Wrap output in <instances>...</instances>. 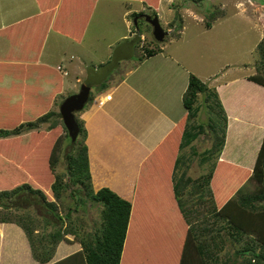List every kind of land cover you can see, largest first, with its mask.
Returning <instances> with one entry per match:
<instances>
[{
    "label": "trees",
    "instance_id": "obj_1",
    "mask_svg": "<svg viewBox=\"0 0 264 264\" xmlns=\"http://www.w3.org/2000/svg\"><path fill=\"white\" fill-rule=\"evenodd\" d=\"M34 1L37 15L0 28V37L10 45L4 60H0V83L4 76L12 78L8 87H0V223L20 226L32 257L41 264H121L128 244L132 203L108 187L93 189L82 122L75 115L78 136L72 144L59 112L50 106V100L62 90V78L53 69L36 63L48 29L76 43L81 41L95 0ZM135 1L157 16L159 0ZM216 15L209 14L207 27ZM177 27L174 30L179 33L182 26ZM255 49L259 59L254 63L255 73L247 79L264 87V35ZM158 51L160 46L144 47L137 62ZM34 75L35 79L28 82ZM39 77H50L52 87L45 97L37 84ZM92 98L89 95V100ZM182 101L186 113L160 147L167 146L166 162H173L174 170L184 168L174 182V195L187 224L180 255L163 258L165 264H264V136L251 169L220 160L228 117L216 88L190 73ZM202 106L208 109L205 123L197 121ZM51 119L46 129H34L26 140L21 139L23 127L38 128ZM61 129L65 134L62 141H67L63 147ZM208 132L212 138L208 148L201 152L192 149L188 155L183 151ZM60 151L64 170L56 171ZM193 157L199 165L212 160L206 173L196 178L186 175ZM246 181L252 183L251 191L241 189ZM30 203L44 209L48 218L27 211L25 205ZM87 205L96 207L99 213L98 223L92 228L85 227L86 220L78 214ZM60 206L66 207L63 216L59 215ZM20 208L22 211H17ZM45 225H51L52 230L43 232ZM228 240L234 246L232 253L226 251ZM61 241H76L80 249L49 263Z\"/></svg>",
    "mask_w": 264,
    "mask_h": 264
},
{
    "label": "crops",
    "instance_id": "obj_2",
    "mask_svg": "<svg viewBox=\"0 0 264 264\" xmlns=\"http://www.w3.org/2000/svg\"><path fill=\"white\" fill-rule=\"evenodd\" d=\"M99 1L93 2L92 14ZM132 9H127L124 16H133L138 12ZM36 10L31 15L14 19L8 25L37 15V5ZM260 15L264 18L263 12ZM237 29L242 30L243 27L237 26ZM183 30L184 26L172 40L174 43L182 38ZM49 31L52 30L48 29L47 34ZM138 35L134 32L130 41H135ZM45 39L36 61L43 66H47L40 62ZM165 48L166 44L160 46V51L136 62L113 84L104 83L103 91L78 113L85 132L93 189L108 187L132 203L128 244L121 264H165L167 262L163 258L179 256L183 248L184 226L187 223L174 195V182L184 169L174 170L173 162H166L167 146L160 147V144L186 113L182 96L189 74L202 75L194 69L199 66L194 64L190 54L181 56V53L165 51ZM182 49L187 51L185 47ZM9 50L10 45L7 53ZM242 55L243 52L241 59L225 64L246 65ZM47 67L61 78L68 75L60 65ZM96 71L93 68V72ZM217 72L218 69L202 79L213 78L214 84L210 83L209 86L216 88L228 117L225 143L219 159L251 169L264 136V87L247 79L253 73L229 74L228 69H224L221 72L223 77L219 78ZM41 79H46L52 87L50 77H39L37 82ZM76 80L80 79L77 77ZM99 100L103 103H98ZM247 134L251 136V144L247 138L244 141L240 139V136ZM244 145L251 147L242 148ZM176 172L178 174L174 176ZM199 172L196 176L191 175L190 167L186 175L196 178L206 173L204 170ZM128 182L131 183L130 187ZM50 199L53 200L52 195ZM94 208L87 205L86 213ZM67 237L70 240L73 238L71 235ZM79 249L80 244L76 241H61L49 263L57 262ZM0 264H41L32 257L25 233L15 223H0Z\"/></svg>",
    "mask_w": 264,
    "mask_h": 264
},
{
    "label": "rangeland",
    "instance_id": "obj_3",
    "mask_svg": "<svg viewBox=\"0 0 264 264\" xmlns=\"http://www.w3.org/2000/svg\"><path fill=\"white\" fill-rule=\"evenodd\" d=\"M239 2L241 4L237 6ZM129 4L131 6H128ZM127 9L138 12L133 16L130 14L124 16ZM36 11L34 0H0V28L8 25L14 19L18 20ZM212 12L217 15L214 19L209 20L211 26L207 28L206 21ZM261 12L264 13V0H159L157 17L163 29L168 31L164 40L159 42L153 38L152 27L143 16L150 14L146 5L135 0H100L79 44L53 31H49L46 36L40 54V62L52 68L60 65L68 72V75L62 76L63 90L50 100L51 109L59 112L60 103L67 96L77 93L83 84L90 86V95L91 98L93 97L85 104L84 109L87 108L94 97L103 91L104 83L113 84L125 70L139 60L144 47L155 48L166 44L165 51L178 52L181 53V56H184V53L190 54L194 64L199 66V68L195 66L194 69L202 75L201 79L217 69L219 78L223 77L221 72L224 69H228L229 74L255 73L253 64L259 59L255 45L264 35V18L260 15ZM180 24L184 26L182 38L174 43L172 40L177 37L174 35ZM237 26L239 28L242 26L243 29H237ZM134 32L139 35L132 42L130 40ZM183 47L187 49L186 52L185 49H182ZM8 48L7 39L0 37V60H4ZM241 52H243L242 59L246 61V65L225 64L234 62L238 58L241 59ZM93 68H96L97 71L93 72ZM77 77L80 80L77 81ZM31 80L29 81L32 82ZM10 81L9 76H4L0 87H8ZM204 81L208 85L214 84L213 78H206ZM37 84L41 85L40 94L42 96H47L51 91L50 84L46 79H41ZM78 113H75L76 117H78ZM207 114L208 109L202 106L197 121L205 123ZM78 119L80 118L78 117ZM54 120L59 122L58 118H54ZM52 121L53 119L41 123L38 128L23 127L20 131L21 139L26 140L34 129H46L52 124ZM59 135H61L60 143L63 147L67 141H62L65 136L62 129ZM80 137L82 138V136ZM245 138L251 144V136L249 134L240 136L241 141H244ZM211 142L212 138L208 132L194 140L191 149L187 147L184 150L187 155L192 152V149L201 152L208 148ZM238 147L240 148V146ZM250 147L244 145L242 148ZM211 163L212 160L204 165H199L196 158L193 157V161L189 165V168L192 169L191 175L196 176L197 173H200L199 171H207ZM63 164L64 160L60 151L56 171L64 170ZM181 168L184 169L183 166ZM179 169L180 166L175 170ZM2 186H7L6 180L2 181ZM241 189L245 192L251 191L253 185L246 181L242 184ZM51 194L48 190V197ZM16 199L19 200L20 196ZM25 206L27 211L48 218L44 209H41L37 204L30 203ZM59 209V215L63 216L66 207L60 206ZM17 211L22 210L20 208ZM79 215L86 220L85 227L87 228H92L98 223L99 213L96 207L88 213L82 209ZM49 230H52V226L45 225L42 231ZM226 251L229 253L234 251V246L229 240L226 243Z\"/></svg>",
    "mask_w": 264,
    "mask_h": 264
},
{
    "label": "water",
    "instance_id": "obj_4",
    "mask_svg": "<svg viewBox=\"0 0 264 264\" xmlns=\"http://www.w3.org/2000/svg\"><path fill=\"white\" fill-rule=\"evenodd\" d=\"M145 20L152 27V35L156 41H163L168 31L161 26L156 15H143ZM90 86L83 84L77 93L67 96L59 105V114L67 129L71 143L73 144L78 136V124L75 119V113L83 110L89 100Z\"/></svg>",
    "mask_w": 264,
    "mask_h": 264
},
{
    "label": "built area",
    "instance_id": "obj_5",
    "mask_svg": "<svg viewBox=\"0 0 264 264\" xmlns=\"http://www.w3.org/2000/svg\"><path fill=\"white\" fill-rule=\"evenodd\" d=\"M57 69L59 70V69H60V67L58 66V67H57ZM108 97H109V96H106L105 98H108ZM98 103H100V104H101V103H103V102H102V100H99V101H98Z\"/></svg>",
    "mask_w": 264,
    "mask_h": 264
}]
</instances>
